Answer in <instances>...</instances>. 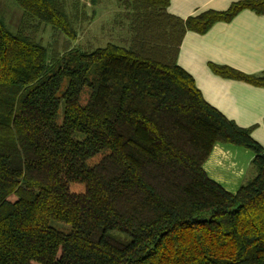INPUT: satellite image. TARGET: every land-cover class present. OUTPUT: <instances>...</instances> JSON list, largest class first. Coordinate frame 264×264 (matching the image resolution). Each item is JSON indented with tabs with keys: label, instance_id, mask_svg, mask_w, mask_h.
I'll return each mask as SVG.
<instances>
[{
	"label": "trees",
	"instance_id": "obj_1",
	"mask_svg": "<svg viewBox=\"0 0 264 264\" xmlns=\"http://www.w3.org/2000/svg\"><path fill=\"white\" fill-rule=\"evenodd\" d=\"M15 2L21 28L0 16V264H264V148L178 63L187 31L262 14L264 0L186 19L169 0H117L120 43L62 52L26 28L75 40L65 1ZM216 143L255 154L235 192L203 168Z\"/></svg>",
	"mask_w": 264,
	"mask_h": 264
},
{
	"label": "crops",
	"instance_id": "obj_2",
	"mask_svg": "<svg viewBox=\"0 0 264 264\" xmlns=\"http://www.w3.org/2000/svg\"><path fill=\"white\" fill-rule=\"evenodd\" d=\"M241 0H169L168 11L186 19L207 10L224 11ZM178 63L194 79L203 97L264 148V85L226 78L211 64L229 66L245 74H264V13L241 10L229 21L214 23L205 33L189 30L181 41ZM204 167L229 192L253 174L252 150L216 143Z\"/></svg>",
	"mask_w": 264,
	"mask_h": 264
},
{
	"label": "rangeland",
	"instance_id": "obj_3",
	"mask_svg": "<svg viewBox=\"0 0 264 264\" xmlns=\"http://www.w3.org/2000/svg\"><path fill=\"white\" fill-rule=\"evenodd\" d=\"M64 1L67 11L72 19H75L77 31L75 40L68 39L64 33L45 24L35 22L26 28L27 32H34L35 36L50 49H58L62 52L65 46L91 48L106 45L108 42L120 43L121 38L126 35L125 30L118 24L120 15L125 18V13L117 0H96V3L92 0ZM0 16L10 30L16 31L21 28L23 11L15 0H0ZM99 158L100 156L91 158L89 164L95 163ZM69 186L75 192L85 190V185L82 183H71Z\"/></svg>",
	"mask_w": 264,
	"mask_h": 264
}]
</instances>
